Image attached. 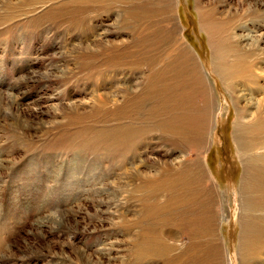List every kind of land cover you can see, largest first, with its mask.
I'll list each match as a JSON object with an SVG mask.
<instances>
[{
	"label": "rangeland",
	"instance_id": "obj_1",
	"mask_svg": "<svg viewBox=\"0 0 264 264\" xmlns=\"http://www.w3.org/2000/svg\"><path fill=\"white\" fill-rule=\"evenodd\" d=\"M142 3L152 16L135 29L122 21L133 0L77 11L70 0H0V264H164L158 258H137L132 234L142 242L137 236L147 223V209L162 200L171 150L184 157L190 174L203 156V177H210L213 187L209 224L221 261L241 264L240 185L248 170L237 155L234 125L250 126L258 116L264 120V113L253 115V106L236 103L218 76L199 11L212 19L215 41L231 50L228 60L234 69L257 55L263 67L264 0ZM129 25L134 32L139 29L136 38ZM240 35L243 41L260 40L237 47ZM182 40L207 84L201 93L194 92L190 112L204 114L209 126L214 104L215 109L207 139L199 143L193 133L173 147L146 116L150 112L135 113L126 98L134 91L144 105L157 103L141 95L152 83L149 72L153 67L163 71L172 58L171 44ZM133 43L138 44L136 57L133 49H125ZM262 92L264 87L256 99H264ZM261 134L238 133L241 151L264 146ZM262 182L256 177L253 191L264 187ZM154 186L156 194H147ZM128 219L135 223L130 231ZM155 228L166 232L168 226ZM186 241L181 236V243ZM206 247L198 246L195 263L208 264Z\"/></svg>",
	"mask_w": 264,
	"mask_h": 264
},
{
	"label": "bare ground",
	"instance_id": "obj_2",
	"mask_svg": "<svg viewBox=\"0 0 264 264\" xmlns=\"http://www.w3.org/2000/svg\"><path fill=\"white\" fill-rule=\"evenodd\" d=\"M113 1L115 0H70L75 11L78 9L82 10L83 7L87 8L100 4L108 7L109 3ZM133 1L135 4L131 6V9L128 10L122 21H128L130 24L134 25V28L136 29L140 26L142 27L143 22L150 19L152 15L150 16L151 12L146 10L145 4L142 3L144 0ZM173 1L176 3L177 0ZM166 2H169V0H160V4ZM199 17L202 28L209 36V43L213 52V65L218 76L224 82L225 86L232 89V94L235 97L236 103L239 101L242 103L244 102L243 104L247 106H253V115H257L259 111L263 114L264 99H256L264 87V66H258L261 56L257 55L255 59L247 62L243 60L245 64L243 66L240 65L241 69H234V65L232 66L231 62L228 60V54L231 50L226 49L227 46L223 43L215 41L214 34L212 33L213 26L210 23L212 19L209 16L208 19L202 11H199ZM213 24L218 26L215 23ZM132 25L129 26L136 38V33L140 28L137 29L135 33V29ZM223 26L224 27L220 26L219 29H224L225 25ZM154 32L155 31H153V33ZM230 35L234 40L238 37L236 33L233 34L231 32ZM259 40L260 37H254L247 41H243L240 35L236 46L240 47L244 45L249 47L254 44L258 45ZM137 45L133 43V48H127V45L125 49H133L136 57L139 53V50L135 48ZM171 45L174 47L170 50L173 53L172 58L164 63L163 71H161L159 67L151 68L149 73L153 76H151L152 83L149 84L150 88H148L147 92L141 94L145 99H156L157 103L154 101V103L149 102L148 105H144L141 103L143 97H140L138 94L134 93V91H131L128 94L130 98H126V101L128 104L132 105L133 108H131V110L135 111V113L138 111H149L150 115H147L146 113V116L152 119L151 122H153V125H155L160 131L167 134L168 138H170L168 141H171V145L175 142L176 145L184 143L187 140L186 137L193 133L196 135V138L200 143V141L203 142L210 135L215 104L213 105V111L210 114L209 126L206 125L207 118L204 114H192L190 112L189 101L194 97V92L195 94L196 92L199 93V91L200 93L202 92V88H204L203 82L206 84V80L201 72L200 64L196 56L188 45L184 43L183 40L182 43H177L176 45L172 43ZM170 57L171 56H169V58ZM138 60L140 61L139 58L134 61L139 62ZM243 61H240V64H243ZM233 63L236 62L234 61ZM237 63L239 62L237 61ZM237 91L240 93H237ZM262 93L264 94V92ZM161 101H163V109L161 108ZM202 106H206V101H202ZM117 109L119 108L116 107V110ZM158 117H163V120L159 121ZM259 117L260 116H258L250 126H243L240 121L236 122L233 133L234 142L237 147V155L241 159L244 172L248 170L247 181L242 178L240 185L243 213L239 238L241 264H257L258 261H261L264 264V187L259 186L253 191V181L256 177H259L261 181H264V146L261 148L256 147L252 149L253 152L250 151V153L249 151L247 152V150H243L242 152L239 143L237 142L240 140L238 133L243 134L250 131L255 137L262 135L261 133L264 134V120L258 119ZM262 118L264 117L262 116ZM247 127H249V130ZM157 128L155 129L157 130ZM207 128L208 134L205 137L204 134ZM172 146L175 147L174 145ZM243 158H245V160ZM166 159L169 162L167 166L168 169L166 170V177L163 179L160 187V190L164 193L161 197L162 200L160 199L158 201L159 204L154 208L147 209L149 210L147 212V223L137 236L142 238V242H139V239L132 234L136 244L133 251L135 256H137V258L140 256L158 258L163 260L164 264H198L195 263V260L199 259L198 246L205 245L207 246L205 261L208 264H217L219 258L218 264H220V262L223 264L224 261H221L223 259H221L222 254H220L222 251H219L220 248L217 244L218 240L215 238L216 235H213L212 233V225L210 226L209 224V221H211V218L213 217V215H211V195L213 193L210 190L213 187L212 182H210V177H207L206 174L205 178L203 177V156L201 157L202 163L198 166L196 173L192 174L189 173L190 167L187 164V161L184 160V157L180 154L175 153L174 150H171L167 154ZM244 162L245 165H247V169L244 166ZM202 181L205 183V188L201 185ZM261 185H264V182H262ZM148 193L152 196L153 194H156L155 186L151 191L147 192V194ZM254 200L262 202L253 205ZM255 212L257 215H255ZM259 212H262V214ZM206 214H208L207 218ZM139 218L141 219V217ZM247 219L250 220V223L245 226V221ZM131 222L128 219L126 224L128 225L129 231L135 225L134 221ZM162 223L165 226H168L167 231L164 232L159 230L156 232V225H161ZM204 223L205 226L203 227ZM183 235L186 236L187 241L182 244L181 236ZM203 237L206 238V242L202 241ZM186 246L187 248L184 249Z\"/></svg>",
	"mask_w": 264,
	"mask_h": 264
}]
</instances>
